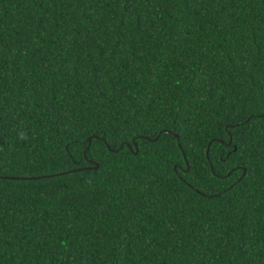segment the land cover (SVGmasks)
<instances>
[{
	"label": "trees",
	"instance_id": "16d2710c",
	"mask_svg": "<svg viewBox=\"0 0 264 264\" xmlns=\"http://www.w3.org/2000/svg\"><path fill=\"white\" fill-rule=\"evenodd\" d=\"M262 23V0H0V264H264V168L226 176L224 135L264 115Z\"/></svg>",
	"mask_w": 264,
	"mask_h": 264
},
{
	"label": "snow or ice",
	"instance_id": "6c2138e0",
	"mask_svg": "<svg viewBox=\"0 0 264 264\" xmlns=\"http://www.w3.org/2000/svg\"><path fill=\"white\" fill-rule=\"evenodd\" d=\"M71 2V0H69ZM115 4H123L125 6L127 5H134L138 2V0H112ZM157 2H163L166 4H172L176 5L181 2V0H157ZM264 2V0H262ZM79 3L81 4H89L91 3V0H79ZM225 7H227V4H225ZM90 15V14H89ZM73 27L79 29L80 27L84 26V20L81 19L79 16H75L73 18ZM261 30L264 31V23L261 25ZM90 31V29H89ZM3 48V44H0V49ZM86 67V61L85 65ZM97 68H100V65H97ZM7 69L0 65V85L3 84L2 77L6 73ZM252 102V101H250ZM255 103H259L261 105H264V97H261L258 101ZM257 119L256 115L254 114L253 110H249L245 112L243 109H239L234 116H232L231 120L228 122V125L225 129L224 135L227 137L228 141L230 143L228 144V151L225 153V162H232L231 168L226 173V176H230L234 171L241 170L242 169V175L238 177L239 183L241 186H247L248 183L252 182L255 178L253 173L256 170V164L254 163V160H259L260 164L259 166L261 168H264V150H261L260 152L256 153L255 157L248 151L250 148L254 135L246 137V139L241 140L237 136L233 134L232 131V125L244 128L248 127L249 132L255 133V131L259 130L261 133V139L264 140V115L259 116V121L261 123L253 124V120ZM140 127H145V122L140 121L139 123ZM169 133L168 125L165 123L161 126L157 127L155 135L146 128L145 132L143 133H137L138 136H142L144 138L151 137L153 143H157L161 137L165 136ZM172 135H176L177 140H180V144L178 145L181 149L184 148V141L183 139L177 135L176 130H173ZM133 141H135V137L133 138ZM105 145L107 150L112 149V144L109 143L107 140H105ZM125 145L131 149L132 144H129L127 140H124L120 145H118V151L115 153L116 156H119L121 152H123ZM233 145H235V148H233ZM6 139L3 137L2 134H0V170H3L7 164L6 159L4 158L3 150L6 147ZM79 146V138H77L76 143L69 144L67 147V157L74 162V166H80L82 163V158L87 157L88 152L92 150L93 145L91 143L84 145L80 151L82 152V157L78 159L77 157V151H74L73 149L78 148ZM137 147H139L137 145ZM211 150V145H209V151ZM183 156L185 157V160H188V152L185 150L182 152ZM107 155V152L105 153ZM127 156V153H125V157ZM165 158L168 159V153L165 152ZM104 157H101V160H103ZM211 159V157H209ZM26 163V162H25ZM177 166L180 165V161L175 162ZM97 170H99V167H97ZM184 168L187 169L188 173L191 174L195 172V167L189 160L188 163L184 164ZM63 171V169H61ZM215 169H213L214 171ZM181 179H184V177H181ZM124 180L127 181V177H124ZM260 181L262 184H264V174L260 176ZM235 181L233 182V185L235 186ZM119 187V185H117ZM124 187H127V183L124 184ZM189 187H191V184L189 183ZM0 191H2V186H0Z\"/></svg>",
	"mask_w": 264,
	"mask_h": 264
},
{
	"label": "water",
	"instance_id": "95a60500",
	"mask_svg": "<svg viewBox=\"0 0 264 264\" xmlns=\"http://www.w3.org/2000/svg\"><path fill=\"white\" fill-rule=\"evenodd\" d=\"M91 140V139H90ZM134 144H135V146H136V150H135V153H138V147H137V142H135L134 141ZM131 149H133V148H131ZM97 165V167H99V164H96ZM96 165L95 166H89V167H86V168H89V169H96ZM86 168H80L81 170L82 169H86ZM12 178H16V179H19V178H21V177H12Z\"/></svg>",
	"mask_w": 264,
	"mask_h": 264
}]
</instances>
